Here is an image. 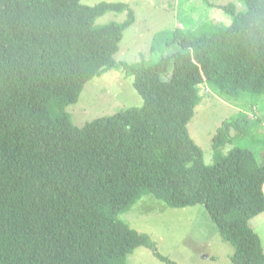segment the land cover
<instances>
[{
  "label": "trees",
  "instance_id": "16d2710c",
  "mask_svg": "<svg viewBox=\"0 0 264 264\" xmlns=\"http://www.w3.org/2000/svg\"><path fill=\"white\" fill-rule=\"evenodd\" d=\"M203 1L230 21L160 31L129 64L116 59L136 22L129 3L0 0V264H127L139 247L177 264L120 218L147 195L205 206L233 264H264L250 225L264 213V163L235 147L207 165L188 128L200 85L264 125V0ZM110 12L126 18L96 24ZM111 70L133 79L143 105L77 126L68 107ZM249 126L236 125L242 136Z\"/></svg>",
  "mask_w": 264,
  "mask_h": 264
},
{
  "label": "rangeland",
  "instance_id": "374dc122",
  "mask_svg": "<svg viewBox=\"0 0 264 264\" xmlns=\"http://www.w3.org/2000/svg\"><path fill=\"white\" fill-rule=\"evenodd\" d=\"M209 1L241 6L240 0ZM100 2H125L136 11V22L125 30L116 55L119 62L129 64L149 57L148 53L160 31H172L183 26L198 30L205 23L213 24V19L225 23L230 21L220 9H211L203 0H83L86 5ZM125 18V14L110 12L98 19L96 24L122 22ZM206 86L198 87L203 100L188 125L191 137L204 152L205 163L210 166L217 164V158H225L235 147L251 149L258 161L264 163V125L252 120L256 117L253 112L245 113L243 117L241 108L226 103ZM257 101L264 105L263 97L259 96ZM142 105L143 100L133 86V79L126 78L121 71L111 70L86 84L79 101L67 110L74 124L83 126L99 117ZM258 116L263 118L264 114L259 112ZM225 121L229 122L224 127L225 132L233 140L230 139L225 147L216 151L213 138ZM251 123L256 130H252ZM237 124L241 128L250 125L247 136L240 134ZM149 196L142 198L120 218L132 229L148 234L162 256L177 264H233L230 257L234 248L222 239L205 206L171 209ZM261 235L264 240L263 230ZM127 264L165 263L151 250L139 247L128 256Z\"/></svg>",
  "mask_w": 264,
  "mask_h": 264
},
{
  "label": "crops",
  "instance_id": "0c3cea01",
  "mask_svg": "<svg viewBox=\"0 0 264 264\" xmlns=\"http://www.w3.org/2000/svg\"><path fill=\"white\" fill-rule=\"evenodd\" d=\"M220 4V3H218ZM262 224H264V213L259 215L258 217H255L254 219L251 220L250 225L252 227V229L259 235L263 247H264V240L263 237L261 235V231H264V226H262Z\"/></svg>",
  "mask_w": 264,
  "mask_h": 264
},
{
  "label": "clouds",
  "instance_id": "9594fccd",
  "mask_svg": "<svg viewBox=\"0 0 264 264\" xmlns=\"http://www.w3.org/2000/svg\"><path fill=\"white\" fill-rule=\"evenodd\" d=\"M219 3H220V4H217V5H222V6H223V5H226V3H222L221 1H220ZM210 8H211V7H210ZM211 9H215V8H211ZM217 9H218V8H217ZM220 11H222V12L224 13L223 10H220ZM224 14H225V13H224ZM225 15H226V14H225ZM216 20H217V21H221V20H218V19H216ZM142 100H143V99H142ZM217 132H218V130H217ZM226 134H227V136L229 137L228 133H226ZM216 135H217V133H216ZM216 135H215V136H216ZM215 136H214V137H215ZM230 139H231V138H230ZM231 140H233V139H231ZM213 141H214V138H213ZM213 144H214V143H213ZM227 144H228V143H226L223 147H225ZM223 147H221V148H223ZM221 148H220V149H221ZM204 161H205V160H204ZM263 249H264V247H263Z\"/></svg>",
  "mask_w": 264,
  "mask_h": 264
}]
</instances>
